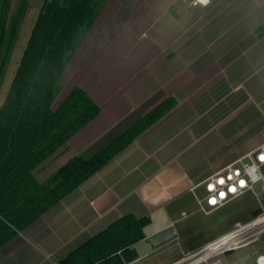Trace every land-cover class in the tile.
<instances>
[{"label":"crops","instance_id":"0c3cea01","mask_svg":"<svg viewBox=\"0 0 264 264\" xmlns=\"http://www.w3.org/2000/svg\"><path fill=\"white\" fill-rule=\"evenodd\" d=\"M263 23L264 0H108L60 79L59 101L78 85L101 111L37 179L95 153L167 98L175 105L1 247L0 264H62L118 218L161 208L176 237L126 264H180L222 236L183 242L209 229L196 224L203 211L191 188L264 142Z\"/></svg>","mask_w":264,"mask_h":264},{"label":"trees","instance_id":"16d2710c","mask_svg":"<svg viewBox=\"0 0 264 264\" xmlns=\"http://www.w3.org/2000/svg\"><path fill=\"white\" fill-rule=\"evenodd\" d=\"M108 0H44L0 103V248L33 223L174 105L167 98L95 153L78 154L39 181L36 172L100 111L81 86L54 105L60 79ZM27 0H0V87ZM264 35V23L257 28ZM56 106V107H55ZM150 217L126 214L62 258V264H126Z\"/></svg>","mask_w":264,"mask_h":264},{"label":"built area","instance_id":"2783aa9c","mask_svg":"<svg viewBox=\"0 0 264 264\" xmlns=\"http://www.w3.org/2000/svg\"><path fill=\"white\" fill-rule=\"evenodd\" d=\"M261 156H264V142L193 185L191 189L199 208L209 214L248 191L259 198L264 193V161L260 159ZM200 187L203 188V196L196 192ZM256 208H261L262 211L250 221L237 224L229 232L183 258L180 264H224L222 256L227 251H236L259 242L264 235L263 202L260 201ZM255 263L264 264V252L255 256Z\"/></svg>","mask_w":264,"mask_h":264},{"label":"rangeland","instance_id":"374dc122","mask_svg":"<svg viewBox=\"0 0 264 264\" xmlns=\"http://www.w3.org/2000/svg\"><path fill=\"white\" fill-rule=\"evenodd\" d=\"M43 2L44 0H27L25 13L23 18L20 20L19 30L15 36L12 51L7 62L6 73L0 87V103L4 101V98L7 94L11 80L20 63L25 46L28 42L29 36L41 10ZM59 97L60 95L57 97L54 103L56 106L60 102ZM89 155L91 154H87V156ZM51 165L52 164H49L45 170H42L43 175L49 170ZM203 195V192L200 193V196ZM260 201L264 204V193H262L260 197L257 198L252 191H248L231 200L229 203L210 213L209 215H206L201 211L196 212L194 215V218H197L196 224H201L204 225L203 227H208V232L194 231L190 233V238L183 239V242L185 240H188L191 243L199 241L201 240L202 235L207 234L212 237L222 233L225 234L236 227L237 224H243L250 221L253 218L251 212L254 208L260 205ZM257 250L259 251L256 254H253ZM261 252H264V235L259 242L253 245L240 248L229 255H223L222 260L224 264H256L255 256Z\"/></svg>","mask_w":264,"mask_h":264},{"label":"water","instance_id":"95a60500","mask_svg":"<svg viewBox=\"0 0 264 264\" xmlns=\"http://www.w3.org/2000/svg\"><path fill=\"white\" fill-rule=\"evenodd\" d=\"M262 211L261 208L254 209L252 216L258 215ZM144 237L134 243V248L138 254V257H143L155 248L166 244L176 237L177 230L174 224L171 222L164 208L150 215V222L143 227ZM179 244L176 243L170 247V250L176 249ZM235 250H229L226 255L233 253Z\"/></svg>","mask_w":264,"mask_h":264},{"label":"snow or ice","instance_id":"6c2138e0","mask_svg":"<svg viewBox=\"0 0 264 264\" xmlns=\"http://www.w3.org/2000/svg\"><path fill=\"white\" fill-rule=\"evenodd\" d=\"M196 3H199V4H206L207 3V0H195ZM260 159L262 161H264V156H261ZM243 183V182H242ZM235 189H232V191H234Z\"/></svg>","mask_w":264,"mask_h":264},{"label":"clouds","instance_id":"9594fccd","mask_svg":"<svg viewBox=\"0 0 264 264\" xmlns=\"http://www.w3.org/2000/svg\"><path fill=\"white\" fill-rule=\"evenodd\" d=\"M207 2H208V0H207Z\"/></svg>","mask_w":264,"mask_h":264}]
</instances>
